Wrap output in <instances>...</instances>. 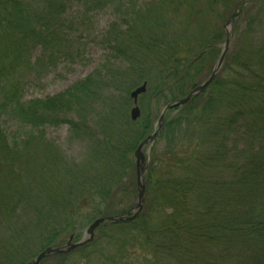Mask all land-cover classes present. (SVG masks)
<instances>
[{
  "label": "trees",
  "instance_id": "16d2710c",
  "mask_svg": "<svg viewBox=\"0 0 264 264\" xmlns=\"http://www.w3.org/2000/svg\"><path fill=\"white\" fill-rule=\"evenodd\" d=\"M70 1L0 0V205H5L8 224L18 212L29 213L33 222L28 227L40 242L38 254L65 245L73 234L80 241L98 218L128 211L118 209L122 202L110 209L115 190L125 200L136 196V176L129 178L136 171L133 154L154 132V115L143 114L133 122L115 96L101 99V94L127 96L147 83L141 101L150 98L167 106L183 99L212 73L220 56L228 20L223 28L218 20L240 6L238 0H155L143 5L137 0H96L89 11L116 5L124 13L122 24L112 27L108 45L113 61L127 67L108 63L54 98L24 103L19 81L11 74L24 72L18 68L26 69L23 60L33 49L65 41L62 25ZM257 1L248 6L256 9L248 22L253 29L263 22L264 2ZM210 22L217 26L214 31ZM257 36L248 42L236 39L212 85L180 112L168 113L158 138L165 149H152L141 214L133 222L102 225L92 243L42 264H160L169 259L218 264L232 250L236 260L228 264H264V34ZM101 100L126 121L123 130L108 133L105 144H95V154L104 146L102 163L93 161L92 171L66 168L47 184V165L36 159L37 153H29L43 133L11 144L2 128V119L9 117L34 131L68 124L75 140L94 138L82 113ZM229 156L237 168L226 181L217 172ZM211 188L223 190L215 195ZM6 229L0 224V233ZM20 233L0 238V264H28L38 255L26 248L28 238ZM137 249L140 256L134 253Z\"/></svg>",
  "mask_w": 264,
  "mask_h": 264
},
{
  "label": "rangeland",
  "instance_id": "374dc122",
  "mask_svg": "<svg viewBox=\"0 0 264 264\" xmlns=\"http://www.w3.org/2000/svg\"><path fill=\"white\" fill-rule=\"evenodd\" d=\"M95 1L96 0H71L62 25L64 27L63 31L66 33H64L65 41H63L61 45L58 43H55L54 46L50 45V48L47 49L43 46H38L37 48L33 49L28 58L23 60V62L27 65L26 69L22 70V68H18V71L21 70L24 72L18 73L17 75L11 74L15 80L19 81V87L22 91V101L24 103H29L34 100H47L52 97L54 98L55 96L66 92L71 86L84 81L86 78H88V76L103 69L104 65L108 63H112L111 66L113 68L115 67L122 70L127 67L126 62L124 64L123 61H113V52L108 45L110 31L113 26L117 27V25L119 26L122 24L124 13L116 5H111L102 11H89L91 3H94ZM137 1L138 4L140 3L143 5L149 4L155 0ZM244 1L245 0H238L239 5H241ZM257 2L258 1L256 0L252 5H258L259 3ZM254 6L247 7L241 17L235 23L230 50H233L235 41L236 39H239V37L246 39L245 41L248 42V40H251L252 37L257 36L258 34H264V11L261 14V17H263V22L261 25H258L253 29L248 23L250 18L249 16L253 15L256 11ZM261 6L264 8L263 3ZM228 17L229 16L227 15L226 18H221V21L218 20V26L223 28L224 24L229 19ZM208 27L213 31L215 28H217V26L212 22L208 24ZM223 43L224 39L223 42L220 43L219 50L222 49ZM217 60V58L214 60L212 67H214ZM205 78H203V80ZM127 80L129 81V79ZM138 87L139 86H137V88ZM135 89L133 88L130 90L127 96L124 95V93L121 94L111 91L112 95L105 92L101 94L102 96L99 98L108 99L107 96H115L114 99L116 103L120 102L122 105L121 108L124 109L123 114L131 119L130 114L134 105L130 95ZM141 100L142 96L139 98L138 105L142 112L141 116L143 114L145 115L152 112L155 118L156 126L158 119L160 118L166 105L163 102H158L156 100L151 101L150 98L143 99L144 101ZM106 103L108 102L101 100L99 103L93 104L92 110H88L87 113H82V116L86 117L85 121H87L88 126L92 130L94 136H96L94 138L85 137L83 138V141L75 140L72 137V135L74 136V132L72 131L71 126L68 124L54 125V127L48 126L42 129L40 128L39 131H34L30 127H25L24 125L22 126L16 119L8 117L9 119H2V128L4 129L5 134L8 136L9 143L11 144H14V141L20 142V140H23L26 135H30V133H35L36 137H40L43 133L44 139L39 141V146L31 148L29 153H37L36 159H39L43 165H47V170H45L43 173L46 177L47 184L50 178L53 179V182L56 181V177L59 176L60 172L64 171L66 168H68L70 171L73 169L75 172L76 167L80 168L84 166L81 168V170L92 171L89 166L93 161L102 163L101 160L105 158V156L102 154V149H104V146L102 145L105 144L106 140L108 139V133H110V131H115L117 133L120 132V130H123L121 125L126 122L124 119L119 120L117 115H115L116 111H111L109 108L110 104H108V106ZM115 109L118 111V107L115 106ZM120 113H122V111ZM73 118L78 120V122H82L80 116H74ZM97 142H100L102 145L99 147L97 154H95L94 147ZM164 146L165 144L161 138L160 141H156L153 146L150 147V149L146 148L145 154L151 158L153 148L157 149V147H159L163 152L165 149ZM52 148H55V150ZM0 154L4 155V151H1ZM5 161L7 162V159H5ZM1 164L2 163L0 162V173L2 171ZM34 164L36 163H30L27 165V167L30 168ZM234 164L235 161L231 156L228 157V160H223L222 165L218 166L220 172L216 171L219 177L223 180L231 181L230 177L237 168H232ZM95 165L102 166V164ZM24 171L26 172L27 170L22 168L21 174H24ZM135 176L136 171H130V180L135 178ZM135 181L133 184H136ZM2 184L3 182H0V186ZM218 190L223 189H217L214 191V189L211 188L210 192H214L216 195ZM114 193L116 196L113 198V202L110 205L111 210L116 209L117 204L121 202L123 204L118 209L121 211L128 210L132 208L136 202L137 192L136 196L128 198L127 200L121 196V193H119L118 190H115ZM217 195L219 194L217 193ZM119 199L120 202H117ZM4 206L0 205L3 213V219L0 220V224L1 226H5L8 229H6L7 232L3 231V233H0V238L6 235V237H14L21 232L18 235L19 237L28 238L29 243L26 248H28L29 251L34 252L35 255L38 254L37 251L40 242L37 241L39 243L37 244L35 238L36 232H34L35 230L28 227L33 222V219L31 216H29V213L27 214V212H18L20 216L17 217L16 215V217L13 219V223L11 222V224H8L9 218L7 216L9 215L8 213L4 214V209H2ZM7 206L8 205L6 202V207ZM45 226V224L42 225V227ZM101 231H96V233H94L95 239L98 237L97 233H101ZM68 238L69 237H67V241ZM232 251L235 252L234 250ZM140 252L141 251L137 249L134 253L140 256ZM233 252L227 253L226 256L221 257L218 264H228L231 261L234 262V260H236V255H234ZM38 255H36V257ZM75 257L78 258L77 255H75ZM95 264L98 263L95 262ZM100 264H103V262ZM160 264L190 263H188V261L185 259H181V261L169 259L160 262Z\"/></svg>",
  "mask_w": 264,
  "mask_h": 264
},
{
  "label": "water",
  "instance_id": "95a60500",
  "mask_svg": "<svg viewBox=\"0 0 264 264\" xmlns=\"http://www.w3.org/2000/svg\"><path fill=\"white\" fill-rule=\"evenodd\" d=\"M256 0H246L239 8L229 17L227 23L225 24L224 28L226 32V39L222 46L221 54L214 66V69L211 74L202 82L199 83L189 94L181 100L175 101L169 105H167L157 123V128L155 129L154 133L150 136L146 137V139L137 147L134 158L136 163V181H137V201L134 206L124 214L117 215V216H108V217H101L96 219L91 225L88 226L87 229L84 231V235L81 241H75V235H71L68 242L61 247H48L44 251H42L37 257L31 260L28 264H41L46 259H49L52 256L58 255H69L72 254L74 250L77 248L83 247L86 244H90L95 239L96 231L106 223H122V222H133L144 210L146 204V184H145V177L149 170L150 159L145 154V149L152 147L153 144L156 142L158 137H160V133L164 128L167 114L172 111L173 109H177L175 112H180L184 107H186L190 102L202 95L214 82V80L218 77L223 66L225 64V60L229 53V49L231 46L234 26L239 17L242 15L246 7L254 3ZM148 89L147 83H144L142 86L136 88L130 95V98L133 101L134 107L131 110V120L136 122L138 118L141 117V110L138 106L140 96L146 94Z\"/></svg>",
  "mask_w": 264,
  "mask_h": 264
}]
</instances>
